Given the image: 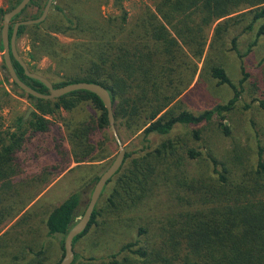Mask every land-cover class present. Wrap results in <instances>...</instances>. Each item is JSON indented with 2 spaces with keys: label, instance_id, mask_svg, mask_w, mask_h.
<instances>
[{
  "label": "trees",
  "instance_id": "16d2710c",
  "mask_svg": "<svg viewBox=\"0 0 264 264\" xmlns=\"http://www.w3.org/2000/svg\"><path fill=\"white\" fill-rule=\"evenodd\" d=\"M64 1L67 0H54L42 23L20 26L18 29L16 44L25 35L30 39V60L24 62L32 73L41 75L33 70L31 62L36 63L43 57H59L56 50L58 42L52 34L79 35L81 20L73 7H65ZM70 1L75 3L78 0ZM155 1L157 14L149 13L142 19L138 31L134 32V38H126L120 44H112L109 39L102 45H95L87 54L85 60L88 65L80 77L60 83L51 82L54 88L79 82L103 86L111 97L116 126L129 133L141 131V139L145 143L152 136L169 137L179 126L198 127L215 118L223 120L226 114L236 108L243 84L248 78L244 67H240L242 78L236 86L222 68L211 65L207 69L209 75L218 84L229 87L233 96L224 104L198 114L186 110L175 112L176 106H171L172 103L189 86L180 79V71L187 63L183 47L188 49L194 59L200 60L206 45L207 30L216 22L219 21L214 29L213 39L217 40L239 23L237 18L241 20L248 15L246 18H251L249 29L258 20L264 19V0ZM20 2L21 0H8V9L0 11V24L3 15ZM46 2L47 0H31L13 18L9 36L14 23L37 19ZM29 9L31 15L26 17ZM246 9L251 10L237 15L239 17H229ZM121 20L123 24L124 18ZM116 21V17H111L109 24ZM263 34L264 24L258 28L254 44ZM85 44L87 47L92 45ZM231 48L241 59L236 38L231 40ZM2 49L0 40V50ZM12 65L23 83L41 94L48 93L45 85L24 74L13 57ZM193 66L195 73L197 66ZM4 78L7 81L9 79L7 74ZM12 85L16 87L14 83ZM15 95L26 97L34 110L27 120L23 116H17L12 125L5 129L0 117V226L17 217L32 198L30 193L23 196L21 192L30 189L33 180H38L39 177L20 183L15 180L22 172L17 154L32 134L48 131L49 120L45 116L53 115L60 109L71 111L84 103L97 112L96 118L85 119L67 128L69 149L59 143L55 145L58 161L55 166L45 169L43 177L50 174V171L63 173L71 162L80 164L103 160L105 155L100 149L102 145L99 143L97 148L92 137L109 127L103 103L90 92L75 91L54 100H40L16 92ZM258 106L264 110V99L258 101ZM1 108L2 105L0 110ZM220 128L226 136L229 135V129L225 125L220 123ZM191 136L195 141L200 140L201 130H193ZM176 140L167 139L139 158L125 153L121 168L104 187L110 185L112 189L104 201L105 207L99 206L103 200L101 196L87 228L73 240V248L93 226H99L97 220L105 208L113 209L115 205L127 202L129 206L137 207L144 202L148 192L152 194L158 183L155 182V169L152 166L155 161L150 159L160 158L162 155L166 156L165 159L175 158L176 144L181 139ZM182 153L190 160L201 155L189 147L181 148L180 156ZM206 158L210 168L209 176L182 178L177 182L176 193L167 199L171 205L172 200L175 201V206L168 205L175 210L166 214L154 229L151 223L147 227L137 228L133 240L125 243L118 252L101 259L98 264H264V147L258 144L256 162L250 169L239 165L240 163L239 167H229L211 154H206ZM98 179L99 177L94 182ZM80 207L81 194L73 193L46 216V231L49 236L61 237L60 248L63 255L65 236L74 225ZM25 218L22 216L17 225H22ZM21 235L22 232L18 233V236ZM147 235L148 238L145 237ZM25 245L22 250L33 257V264H44L46 258L43 251L34 252L30 244ZM77 261L74 259L72 264H80Z\"/></svg>",
  "mask_w": 264,
  "mask_h": 264
},
{
  "label": "rangeland",
  "instance_id": "374dc122",
  "mask_svg": "<svg viewBox=\"0 0 264 264\" xmlns=\"http://www.w3.org/2000/svg\"><path fill=\"white\" fill-rule=\"evenodd\" d=\"M64 3L65 7H73L75 14L81 20L79 35L52 34L58 42L56 50L59 57L57 59L43 57L36 63L31 62L33 70L52 83L80 77L88 65L85 59L90 49L95 45L104 44L109 39L112 44H120L126 38H134V32L138 31L142 19H145L149 13L157 14L155 0H78L75 3L67 0ZM8 5V0H0V11H6ZM250 10L237 12L229 17H239L237 15ZM30 15L31 9L26 12V17ZM246 16L241 20L237 18L239 23L217 40L213 39V35L219 21L213 24L207 30L206 45L200 60L194 59L188 49L183 47L187 55V63L180 71V79L189 86L172 103L171 106H176L175 112L186 110L198 114L216 105L224 104L233 93L229 87L218 84L209 75L208 67L216 65L222 68L236 86L242 78L240 67L241 65L244 67L248 78L243 84V91L238 98L236 108L226 114L223 120L215 118L212 122L198 127L179 126L169 137L152 136L148 143L141 139V131L129 133L117 127L115 123L125 153L131 154V157H142L167 139L181 140L176 144L175 158L165 159L166 156L162 155L160 158L150 159L155 161L152 166L155 169L154 179L158 186L151 195L148 192L142 204L134 207L129 206L127 202L117 204L113 209L105 208L97 220L99 226H93L75 243L74 259H77L78 263L98 264L101 259L118 252L125 243L133 240L137 228L147 227L146 225L150 223L153 229L156 228L157 223L166 214L175 210L174 207H169L175 206V201L172 200L171 205L168 204L167 199L176 193L178 181L199 175L209 176L210 168L206 154L213 155L217 161L229 167L241 165L250 169L255 165L257 146L260 144L264 147V110L258 106V101L264 99V34L255 44L254 41L258 28L264 24V19L258 20L249 29L251 18ZM111 17H116L117 21L109 24ZM122 18H124L123 24ZM233 38H236V47L241 59L231 48ZM29 42L28 35H25L16 44L17 52L21 54L19 56L23 61L30 60ZM85 43L92 45L87 47ZM193 65L197 66L195 73H193ZM4 75L6 73L2 49L0 50V105H2L0 117L1 125L5 129L12 125L17 116L25 117L28 109L31 108L27 120L34 109L26 97L15 95L16 87L12 85L10 79L5 80ZM96 116L95 109L85 103L71 111L60 109L53 115L45 116L49 120L48 131L32 134L17 154L22 172L15 180L20 183L36 176L39 179L33 180L30 189L21 192L23 196L29 193L32 195L27 207L17 217L0 226V237L4 235L0 240V264H33V257L22 250L25 244H30L34 252L43 251L46 258L44 264H55L62 259L61 237L48 235L44 225L46 216L68 196L80 193L81 207L74 223L81 218L95 185V179L109 167L119 151L110 126L92 137L96 147L99 143L102 145L100 149L105 155L103 160L80 164L71 162L67 170L61 174L54 171H50L46 177L42 174L46 172L45 169L55 166L58 161L54 149L56 144L59 143L65 149H69L66 139L67 128ZM220 123L229 129V135L226 136L222 132ZM195 129L201 130V138L198 141L191 136V132ZM184 147L194 148L201 155L197 159L190 160L182 153L181 156L184 157L181 158V148ZM111 192L110 185L103 189L100 195L103 199L99 204L100 207H105L104 201ZM22 216L26 217L25 222L18 226L17 222ZM21 232L23 235L18 236ZM145 237L148 238V235Z\"/></svg>",
  "mask_w": 264,
  "mask_h": 264
},
{
  "label": "water",
  "instance_id": "95a60500",
  "mask_svg": "<svg viewBox=\"0 0 264 264\" xmlns=\"http://www.w3.org/2000/svg\"><path fill=\"white\" fill-rule=\"evenodd\" d=\"M31 0H21V2L12 10L6 12L2 18V27L0 31L1 42L3 46V62L5 66V73L8 75V78L12 83L16 85V93L19 95L26 94L30 95L36 99L40 100H54L58 99L64 95L75 91H87L94 95H96L101 102L107 113V120L111 131L113 133L114 140L119 148L117 155L115 156L112 163L109 167L100 175L99 179L95 183L93 190L91 192L89 201L86 205V208L81 216V218L74 223V225L67 232L64 239V255L61 261L58 264H72L74 261V250H73V240L80 235L87 228L94 208L99 200V197L106 185V183L119 171L121 168L124 159H125V149L122 146V142L117 134V130L115 127V119L113 114L112 101L109 92L101 85L95 83H87V82H79L64 85L59 88H54L53 84L46 79L45 77L32 73L29 71L25 62L20 58L17 49H16V35L20 26H29L36 25L42 23L49 14L51 5L54 0H47L44 9L41 15L37 19L26 20V21H18L13 24L12 34L9 36V29L11 26V22L14 17L19 15L30 3ZM12 57L19 63L22 67L24 74L32 79H35L41 82L48 90L47 94H41L34 89L27 86L23 83L17 76L13 65H12ZM31 108L28 109L24 120L29 116Z\"/></svg>",
  "mask_w": 264,
  "mask_h": 264
}]
</instances>
